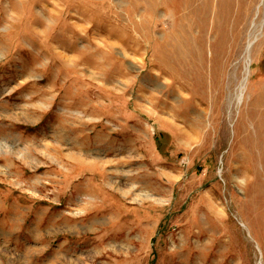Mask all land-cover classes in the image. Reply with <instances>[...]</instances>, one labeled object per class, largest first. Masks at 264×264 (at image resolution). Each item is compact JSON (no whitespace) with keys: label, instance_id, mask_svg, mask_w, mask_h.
I'll use <instances>...</instances> for the list:
<instances>
[{"label":"rangeland","instance_id":"1","mask_svg":"<svg viewBox=\"0 0 264 264\" xmlns=\"http://www.w3.org/2000/svg\"><path fill=\"white\" fill-rule=\"evenodd\" d=\"M203 1L0 0V264H264V0Z\"/></svg>","mask_w":264,"mask_h":264},{"label":"bare ground","instance_id":"2","mask_svg":"<svg viewBox=\"0 0 264 264\" xmlns=\"http://www.w3.org/2000/svg\"><path fill=\"white\" fill-rule=\"evenodd\" d=\"M196 1H198V0H181V3H183L184 5H186V6H190L193 2H196ZM180 3V4H181ZM231 4H232V0H204L202 3H201V5L199 6V10L198 9H196V7H195V10L193 9V10H190V11H192V13H194L195 14V17H196V15L197 14H200V16H199V18H200V25H199V27H200V31H201V33H202V40H204V38L205 37H207L206 35L207 34H209L210 33V24H211V22H212V20L213 21H215V22H213V24L214 23H216V20L218 19V18H220V19H224V18H226L227 16H228V14H229V12H230V8H231ZM216 5V6H215ZM185 8V7H184ZM190 9V8H189ZM188 11V10H187ZM182 12V11H181ZM185 13V12H184ZM185 17H186V15H184ZM191 16V15H190ZM198 16V15H197ZM181 17V16H180ZM179 17V18H180ZM184 17V18H185ZM188 17H189V15H188ZM194 17V16H193ZM181 19H183V18H181ZM184 20V19H183ZM188 20V19H187ZM191 21V20H190ZM189 22V21H188ZM218 22V21H217ZM183 23V22H182ZM190 23V22H189ZM178 24H179V22H178ZM183 24H186V23H183ZM188 24V23H187ZM217 24V23H216ZM182 25V24H181ZM216 26V25H215ZM187 27V26H186ZM217 27V26H216ZM260 27H262V24L260 25ZM183 30H184V28H182ZM213 29H214V26H213ZM212 29V30H213ZM260 29V28H259ZM192 29H190V31H191ZM215 31V30H214ZM259 31V30H258ZM182 32V31H181ZM212 32V31H211ZM183 33H184V31H183ZM192 33V32H191ZM179 34H180V32H179ZM182 35V34H181ZM184 35V34H183ZM185 35H186V32H185ZM184 35V36H185ZM216 35V34H215ZM183 36V37H184ZM191 36V35H190ZM178 38H180V37H178ZM188 38L190 39L191 37H189L188 36ZM192 38H193V36H192ZM180 39H182V37L180 38ZM184 39H187V38H184ZM169 40H170V37H169ZM257 40H258V34L257 33H255L253 36H252V38H250L249 39V41H248V44H247V46H246V48H245V59H244V61H245V76H244V79H243V83H242V87L244 86V85H246V83L248 82V79H249V76H250V72H251V65H252V62H253V59H252V49H253V46L255 45V43L257 42ZM171 41H173V39L171 40ZM176 41H177V39H176ZM187 41V40H186ZM195 41L196 40H194V41H192L193 42V46L195 45V46H197V44L198 43H195ZM167 42V41H166ZM175 42V41H174ZM179 42V41H178ZM205 42V41H204ZM208 42V41H207ZM169 43V42H168ZM168 43H167V45H168ZM181 43V42H180ZM179 43V44H180ZM195 43V44H194ZM202 43V42H201ZM186 43H184L183 45L186 47V45H185ZM203 44V43H202ZM206 44V43H205ZM210 45H211V43H209ZM214 44V43H213ZM239 44V43H238ZM164 45H166V43L164 44ZM173 45V44H172ZM159 46V45H158ZM169 46H171V44L169 45ZM174 46V45H173ZM184 46H182V47H180V46H177L178 48L180 47V48H183ZM187 46H188V44H187ZM190 46H192V45H190ZM201 46V45H200ZM205 46V45H204ZM207 46V45H206ZM210 47V46H209ZM166 48V47H165ZM171 48V47H170ZM179 48V51L181 50ZM188 48V47H187ZM187 48H185V49H187ZM174 49H176V48H174ZM194 49V48H193ZM192 49V50H193ZM204 49V48H203ZM212 51H211V53H212V57H211V65L209 66L208 64H207V57H206V55H205V53H204V51L202 50V52H201V55H198L199 56V60H200V62H198L199 64H198V66H199V69L201 70V72H199L200 74H201V76H200V82H199V80L198 81H196L195 80V82H199L200 84H202V88H205V89H207L208 91L207 92H210V94H211V96L213 97V96H215L213 99H215V101H218V103H219V100H221L223 97H222V91H221V82H222V79H224L225 77H226V74H227V71H228V67H229V64H230V62H231V59H232V55H228V56H225L226 57V60L224 59L223 60V58H224V56H223V53H221V52H219V51H217L216 50V48H215V46L214 45H212ZM165 50H167V49H165ZM210 50V49H209ZM164 51V50H163ZM171 51V50H170ZM176 51H177V49H176ZM175 51V52H176ZM194 51V50H193ZM205 51H206V49H205ZM174 52V51H173ZM185 52H186V50H185ZM196 52V51H195ZM167 53V52H166ZM177 53V52H176ZM173 54V53H172ZM179 54V53H178ZM182 54H184V52L182 53ZM193 52L191 51V53H188V52H186L185 53V56L183 57L184 59H183V63H184V66H186V67H189L192 63H193V57L195 56V54H194V56H193ZM169 55V54H168ZM171 55V54H170ZM173 55H175V54H173ZM176 56H178L177 54H176ZM180 56V55H179ZM165 57V56H164ZM173 57V56H172ZM182 57V56H181ZM197 57V56H196ZM168 58V57H167ZM176 58H178V57H176ZM173 60H174V57L172 58ZM182 59V58H181ZM177 60V59H176ZM180 59H178V61H179ZM172 61V60H171ZM167 62V61H166ZM195 62V61H194ZM180 63V62H179ZM197 63V62H196ZM194 64L195 66L197 65V64ZM209 63V62H208ZM170 64H172V63H170ZM173 65V64H172ZM182 65V64H181ZM193 65V64H192ZM193 65V66H194ZM183 66V65H182ZM183 66V67H184ZM177 67V66H176ZM197 67V66H196ZM175 69H178V68H175ZM183 69V68H182ZM181 69V70H182ZM189 69H191V67L189 68ZM199 69H198V71H199ZM166 70H168V69H166ZM174 70V69H173ZM175 71V70H174ZM177 71V70H176ZM175 71V72H176ZM179 71V70H178ZM177 71V72H178ZM170 72H173V71H170ZM169 72V73H170ZM184 72V71H183ZM180 73V72H179ZM182 73V72H181ZM191 74V73H190ZM193 74H196V72L195 73H193ZM176 75V74H175ZM175 75H174V77H175ZM180 75V74H179ZM184 75V74H183ZM188 75H189V72H188ZM172 76V75H171ZM178 76V75H177ZM189 78H191L190 76H188ZM209 77L211 78V80L209 81ZM178 78V77H177ZM187 78V77H186ZM192 79H194L193 77H192ZM171 80V79H170ZM176 80H178V79H176ZM185 80V79H184ZM184 80H183V77H182V79L181 80H178V82L180 83V85H181V87L184 89V87H185V83H187V82H184ZM172 82H173V80H172ZM191 82V81H190ZM169 83V82H168ZM198 83V84H199ZM190 85V84H189ZM194 85V84H193ZM198 86V85H197ZM178 87V86H177ZM188 87V86H187ZM179 88V87H178ZM190 88V87H189ZM195 88H200V87H195ZM172 89V88H171ZM191 89V88H190ZM193 89V88H192ZM177 90V89H176ZM180 89H178V91H179ZM200 90V89H199ZM181 91V90H180ZM193 92V91H192ZM177 93H179V92H177ZM191 95V94H190ZM195 97V96H194ZM197 97V96H196ZM206 97H208V96H206ZM190 98V97H189ZM188 99V98H187ZM186 99V100H187ZM191 99V98H190ZM189 99V100H190ZM185 100V101H186ZM184 101V100H183ZM184 101V102H185ZM188 103V102H187ZM193 103V102H192Z\"/></svg>","mask_w":264,"mask_h":264}]
</instances>
